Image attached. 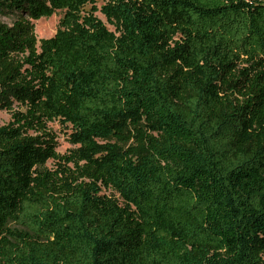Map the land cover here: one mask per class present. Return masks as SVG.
Segmentation results:
<instances>
[{"label": "trees", "instance_id": "trees-1", "mask_svg": "<svg viewBox=\"0 0 264 264\" xmlns=\"http://www.w3.org/2000/svg\"><path fill=\"white\" fill-rule=\"evenodd\" d=\"M97 2L0 0V264H264V0Z\"/></svg>", "mask_w": 264, "mask_h": 264}, {"label": "rangeland", "instance_id": "rangeland-1", "mask_svg": "<svg viewBox=\"0 0 264 264\" xmlns=\"http://www.w3.org/2000/svg\"><path fill=\"white\" fill-rule=\"evenodd\" d=\"M104 3L105 0H98L96 6L98 8H101ZM90 9H91V5H87L85 7V10H90ZM96 15L105 22L108 28L114 29V27L107 20L106 16L100 10L96 12ZM63 16H64V11H58L56 14H54L49 18L33 20L38 39L54 36L57 30L59 29L60 20ZM2 20L9 24H11L13 21L11 18H2ZM11 120H12V113L10 111L0 110V122L2 124H7ZM48 127L52 131V133L56 135L57 151L60 154H65L70 148L73 147V145L69 141L70 128H68L66 125H63L59 121L50 122L48 124ZM47 165L50 167L56 166L53 160L48 161Z\"/></svg>", "mask_w": 264, "mask_h": 264}]
</instances>
